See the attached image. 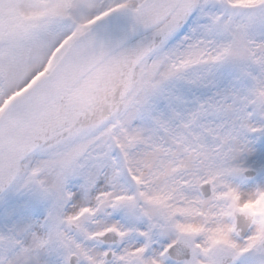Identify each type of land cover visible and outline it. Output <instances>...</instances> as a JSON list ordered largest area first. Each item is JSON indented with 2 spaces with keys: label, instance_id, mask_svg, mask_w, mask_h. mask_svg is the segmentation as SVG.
Listing matches in <instances>:
<instances>
[{
  "label": "snow or ice",
  "instance_id": "1",
  "mask_svg": "<svg viewBox=\"0 0 264 264\" xmlns=\"http://www.w3.org/2000/svg\"><path fill=\"white\" fill-rule=\"evenodd\" d=\"M0 264H264V0H0Z\"/></svg>",
  "mask_w": 264,
  "mask_h": 264
}]
</instances>
